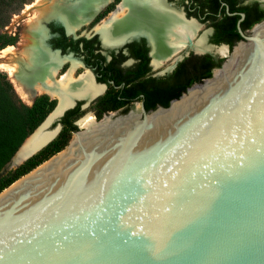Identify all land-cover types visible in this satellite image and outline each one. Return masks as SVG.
<instances>
[{
    "label": "water",
    "instance_id": "1",
    "mask_svg": "<svg viewBox=\"0 0 264 264\" xmlns=\"http://www.w3.org/2000/svg\"><path fill=\"white\" fill-rule=\"evenodd\" d=\"M263 26L213 84L173 104L234 54L168 106L95 119L2 191L0 264H264Z\"/></svg>",
    "mask_w": 264,
    "mask_h": 264
},
{
    "label": "flooded vegetation",
    "instance_id": "2",
    "mask_svg": "<svg viewBox=\"0 0 264 264\" xmlns=\"http://www.w3.org/2000/svg\"><path fill=\"white\" fill-rule=\"evenodd\" d=\"M82 1L64 0L69 4H80ZM98 2V8L92 15L72 25L69 19L59 15H51L60 19L53 18L48 22L45 19L51 16L42 17L39 26L32 25L31 21L26 28L27 34L22 37L23 42L11 46L14 52L8 54L10 59L16 57L20 63L21 77L31 71L29 60L21 54V50H32L35 62L44 63L46 67L50 64L47 54L58 56L53 72L40 77L42 90L39 91L37 82H32L30 86V92L46 94L56 101L48 115L55 117L60 114L53 123L55 126L60 123L64 127L61 120L73 109L77 111L68 118L77 125L76 120L79 124V120L87 115L101 119L111 113L126 114L141 110L142 105L146 110H151L163 106L166 100L170 104L190 87H187V73L182 72L184 68H193L197 61L209 56L213 73L233 55L240 42L246 41L243 33L250 35L257 24L264 22V0H158L155 3L162 5L166 12H175L183 21L193 22L195 33L187 34L182 39H168V52L156 58L155 42L149 26L129 29L117 24L115 33L109 27L124 16L127 12L125 6L129 2L142 4L152 0ZM116 12L118 15L115 18ZM110 33L114 36H108ZM220 48H224L226 53H222ZM72 68L74 79H79L87 70L91 72L101 90L87 97H73L67 107L57 112L60 99L58 94L52 92ZM178 92L180 96L173 98L172 94ZM88 107L92 108L93 113L86 114Z\"/></svg>",
    "mask_w": 264,
    "mask_h": 264
},
{
    "label": "bare ground",
    "instance_id": "3",
    "mask_svg": "<svg viewBox=\"0 0 264 264\" xmlns=\"http://www.w3.org/2000/svg\"><path fill=\"white\" fill-rule=\"evenodd\" d=\"M155 1L157 2L158 0H152V2H146L142 4L129 2L125 6L127 8V12L124 14L123 16L124 18L123 17L118 18L117 20L118 23L116 22L115 25L112 24L109 27L112 33H115L114 30L117 24L121 25V27L127 26L129 29H133L136 26L138 27L142 25L149 26L150 29L152 30L153 40L155 42V47H156L154 55L157 58L158 55L160 54L163 55L164 52H168V47H167L168 39L174 40V37L182 39L187 34H194L195 24L193 22L183 21L182 18L179 16V14L175 12H171V13L166 12L163 6L160 5L159 3H155ZM58 3H60L59 7H58ZM99 3L100 2H98V0H83L80 4L77 2L73 4H69V2L68 3L64 2V0H48V1L39 0L31 11V14L33 15L31 23L32 25L39 26V22L42 17L59 15L69 19V24L72 25L73 22L75 23L79 22L80 20L92 15L93 12L96 10V8H98L97 6L99 5ZM125 7H123V10ZM114 15L116 18L118 12H116ZM108 36L113 37L114 35L110 33ZM244 46L245 44L244 45L242 44L241 46L236 48L235 52L233 53L234 54L233 57L229 60L228 63H226V66L222 71L216 72V75L213 79L206 81L201 86L191 89L189 93L185 94L181 99L175 101L173 104L216 82L219 79V77L222 76L228 70V68L230 67V65L232 64V62L234 61V59L236 58V56L239 54V52L242 50ZM27 50H23V51L21 50V54L23 53V55H25L28 58L29 60L28 66H30L31 68V71L29 73L27 72L26 76L23 75V77H21V75H19V73H21V66L20 63H18L16 57L13 59L11 58L13 61L12 63H8V67L11 70V73L13 74L17 82V85L20 88L26 89L27 92H30L31 89L30 86L32 85V82H37V86L40 88L39 89L40 91L42 90L40 84V77L41 76L46 77L50 72L51 73L53 72V69L57 65L56 62L58 61V56L47 54V57L50 59L49 62L50 64L49 66L46 67L44 63H40V62L36 63L34 60L35 53L32 50H28V51ZM220 51L222 53H226V50L224 48H220ZM4 52L5 53L3 56H8V54L13 53L14 50L8 49ZM72 71L73 68L68 72V74L64 78H62L63 80L59 84L55 85L56 90L52 92L59 95L60 106L57 112L67 107L70 104L73 97H87L92 94L94 95L98 93L99 90H101V87L96 85V83L94 82L93 75L88 70L85 73H83L79 79L73 78ZM53 117L54 115L50 116L49 119H52ZM94 121L95 118L92 115H87L79 120V125L82 128H91L92 130L95 128L93 127L94 125H92ZM115 122L117 121H112L111 119H108L106 124L103 125L101 128H104ZM50 125L51 124L48 121V123L45 124L44 130L41 133L29 137L27 141L24 143L23 151L21 152H24L25 149L29 147H33L34 145L40 143L41 141L46 140V138L48 137L49 139L51 138L53 139L55 135H57V132L60 128L57 126L58 128L56 129L58 130L56 129L49 130ZM83 133L84 134H81L78 137L76 136L74 138L75 144L78 141L92 134L86 132Z\"/></svg>",
    "mask_w": 264,
    "mask_h": 264
},
{
    "label": "rangeland",
    "instance_id": "4",
    "mask_svg": "<svg viewBox=\"0 0 264 264\" xmlns=\"http://www.w3.org/2000/svg\"><path fill=\"white\" fill-rule=\"evenodd\" d=\"M38 1L39 0H28L23 6H21V8L17 12L12 15L9 23L0 31V85L2 87H8V92L11 98L21 106L33 108L35 105H37L38 102L43 108L40 109L38 115L39 119L43 118L42 121L31 131L27 138L31 137V135L37 130V128L44 122L49 113L54 109L56 101L46 94H37L32 90V92H27L26 89L20 88L17 85V82L12 76L11 70L8 67V63H11V59H9L8 56L3 55L5 53L4 51L13 49L11 46H17L20 42H23L21 41L22 37H24L28 32L26 28L28 27V25H31L30 22L33 17L31 11L34 8L35 4L38 3ZM85 112L86 114L93 113V110L91 107H88L85 109ZM76 123L77 126L80 127V125L78 124V120H76ZM57 126L52 124L49 127V130H55L56 128H58ZM74 137L75 133L66 130L65 127H62L59 133L55 135V137L46 146L29 157L27 160L23 161L20 165L12 166L10 160L1 171L0 186L7 185L10 180L14 179L22 172L29 170L32 166H35L32 169L34 170L37 166L44 163L53 155L65 149ZM32 170H30L29 172H31ZM29 172L25 173L24 175L28 174ZM24 175H22L21 177H23ZM21 177H19L18 179H20ZM18 179H16L15 181H17ZM13 183L5 187L2 191L7 189Z\"/></svg>",
    "mask_w": 264,
    "mask_h": 264
},
{
    "label": "trees",
    "instance_id": "5",
    "mask_svg": "<svg viewBox=\"0 0 264 264\" xmlns=\"http://www.w3.org/2000/svg\"><path fill=\"white\" fill-rule=\"evenodd\" d=\"M27 1L28 0H0V31L9 23L12 15ZM210 58L209 56H204L201 61H197L194 64L195 66L193 68L186 67L182 70V72H186L188 75L187 87L191 86L194 82H200L202 79L212 76ZM220 63L221 62H219L218 65H220ZM172 96L173 98L178 97L180 96V92L172 94ZM168 105L169 101H163V106ZM40 109L43 108L38 102L33 108L21 106L11 98L8 87H2L0 85V174L31 131L42 121L43 118H38ZM76 111L77 109L70 110L61 120L65 129L70 132L78 130V126L68 118L69 115L74 114ZM34 167L35 166H32L29 170L22 172L17 177L10 180L7 185L0 186V192Z\"/></svg>",
    "mask_w": 264,
    "mask_h": 264
}]
</instances>
